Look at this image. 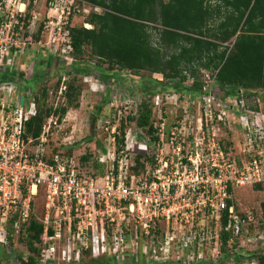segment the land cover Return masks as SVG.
Masks as SVG:
<instances>
[{"label":"built area","instance_id":"built-area-1","mask_svg":"<svg viewBox=\"0 0 264 264\" xmlns=\"http://www.w3.org/2000/svg\"><path fill=\"white\" fill-rule=\"evenodd\" d=\"M38 1L0 0V70L9 77L21 74L19 60L32 48L55 61L78 62L71 22L84 10L81 0H46L44 13L36 10ZM205 76L188 109L167 112L168 100L181 101L177 93L153 96L150 125L133 122L136 131L122 145L131 165L113 166L104 176L85 172L61 151L72 145L71 137L63 144L58 138L66 120L60 119L65 76L56 94L63 104L49 108L38 136L27 131L38 115V90L27 103L23 81H1L0 245L11 236L19 240L36 220L43 227L40 264H82L87 253L114 264L128 256L134 264H212L223 257L222 232L231 233V250L240 241L241 254L242 240L253 239L255 218L238 214L235 190L264 186V89L239 88L232 97L215 89L217 74ZM52 82L47 73L48 96ZM110 130L114 142L117 128Z\"/></svg>","mask_w":264,"mask_h":264},{"label":"trees","instance_id":"trees-1","mask_svg":"<svg viewBox=\"0 0 264 264\" xmlns=\"http://www.w3.org/2000/svg\"><path fill=\"white\" fill-rule=\"evenodd\" d=\"M212 1H215L214 5L211 4ZM81 2L102 12H92L89 15L87 23L94 26L93 29L84 27L71 29L75 51L73 56L78 62L55 61L57 71L63 73L73 71L75 77L94 75L99 78L103 75L106 79L118 76L110 71L115 68L120 72L130 71L139 79L142 94L150 98L161 88L167 93H177L189 78L193 79L194 83L188 91H191L193 97L200 95L203 83L199 80V75L203 69L211 74H217L216 87L225 95L235 97L239 88L247 91L264 89V0H81ZM152 24L154 26H150ZM150 29L158 33L157 41L152 40ZM229 43L233 44L232 48L227 45ZM87 47L91 49V57L85 60L83 57ZM143 72L150 76L160 74L163 80L141 76ZM45 76L37 77V83L43 77L44 81ZM5 78L17 83L23 81L25 77L16 73L13 77L6 75ZM75 82L77 78H74L73 84L67 87V107L62 108L60 119L66 115L68 108L79 107L82 89L75 86ZM40 89L45 102L48 87H42L41 84ZM50 115L51 110L39 109L38 115L27 123V131L38 136ZM137 115L130 118L131 122H137L142 128L150 125L151 100H145L139 105ZM89 159V156H84L82 161L87 162ZM137 162L140 164L139 160ZM256 188L260 190L262 186ZM232 204L230 202V205ZM262 209L264 215V204ZM227 217L226 214L225 221ZM11 232H14L12 227ZM20 233L19 240L11 236L4 248H9V253H13L15 243H24L29 251V263L40 264L42 225L34 220L26 234L24 228ZM231 236L230 232H222L223 257L212 264H230L232 252L237 255V263L264 264V251L248 255L236 251L240 245L239 240L231 250L228 245ZM84 257L82 264H106L92 259L91 253L85 254ZM88 259H91L90 262L85 263Z\"/></svg>","mask_w":264,"mask_h":264},{"label":"rangeland","instance_id":"rangeland-1","mask_svg":"<svg viewBox=\"0 0 264 264\" xmlns=\"http://www.w3.org/2000/svg\"><path fill=\"white\" fill-rule=\"evenodd\" d=\"M211 4L214 5L215 1H212ZM81 6L82 9L87 12H84L83 10L81 11V14L74 15L71 22L72 28L84 27L87 29L84 24H89L87 23L89 15L96 11L87 4L81 3ZM47 8L48 4L46 0L38 1V5L36 6L37 11L44 13ZM100 12H102V10H100L99 13ZM150 26L154 25L152 24ZM150 33L152 35V40L157 41L158 33L152 29H150ZM42 53L46 55L45 52H41V54ZM90 57L91 49L87 47L83 58L87 60ZM47 59L51 61V68H53V70H50L53 76L50 91H52L53 96H48L50 98L47 97L44 102L41 95V85L37 86V82H31L28 78H25L23 80L24 87L30 90V93L26 94V91H23L22 93L26 95L27 103L30 101L31 94L38 90V94H40L39 100L37 99L38 111L39 109L47 110L55 104L61 106L63 104L62 100H59L56 94L63 76L68 80L66 81L67 87L73 84L74 78H77L75 86H80L82 89L79 98V107L68 108V111L64 116V119L66 120L61 124L62 129L58 134L59 143H66V139L70 137V142L72 143V145L68 147H62L61 151H66V153L67 151L71 152L84 171L90 174H95V176L106 175L113 166L118 169L122 166L126 167L127 165H131L132 156L126 158L125 154L122 153V150L124 149L122 148V145L125 146L126 134L131 131H136L135 124L131 122L130 118L133 115L136 116L138 114L139 104L145 100L152 99L149 96H144L142 94V90L139 87V79H137V77L130 71L120 72L118 68H115L113 71L110 70L113 75H118L115 78L111 76V78L106 79L103 75L97 78L94 75H90L89 78L86 79L88 80L86 82L84 75L75 77L73 71L71 73L57 71L55 69V59L49 54H47ZM33 64L35 66L34 70L38 71L37 61L33 62ZM25 70L27 71L28 69ZM5 71L6 70L1 69L0 74L2 75L6 73ZM205 74L211 73L204 69L200 71L199 80L203 85H205V80H208ZM141 76L149 77L150 74L143 72ZM151 76L154 79L163 80V76L160 74H154ZM193 83L194 80L189 78L184 87L177 92V94L182 96L181 101H177L175 98L168 100L166 105L168 113L176 112V108L179 110L180 108L188 109L190 107V100L193 95L188 89ZM162 89L163 88L159 89V93L166 92L162 91ZM215 89L221 93L216 86ZM6 102L11 103L10 100H7ZM64 107H67V97L64 101V105L60 108ZM108 122H110L109 125ZM113 126L117 128L118 132L114 142L110 136V127ZM123 137L124 144L121 141ZM84 156H89L90 159L87 162H83L82 158ZM234 203L240 216L251 214L255 218L251 226L252 229L250 230L253 239H250V241L242 240L240 248L242 251L241 254L248 255L258 251H264V241L259 240V237H264V215L262 209V205L264 204V186H262V189L260 190L251 187L236 189ZM8 249L9 248H4L0 245V264H30L28 261L29 251L24 243H15L13 253H9ZM90 260L91 259H88L85 263L90 262ZM106 260L107 259L104 258L98 259L101 263L114 264L113 262H107ZM123 264L134 263L133 260H130V256H128ZM236 264L251 263L236 262Z\"/></svg>","mask_w":264,"mask_h":264},{"label":"crops","instance_id":"crops-1","mask_svg":"<svg viewBox=\"0 0 264 264\" xmlns=\"http://www.w3.org/2000/svg\"><path fill=\"white\" fill-rule=\"evenodd\" d=\"M36 61H37L38 71L34 70L35 66H34L33 62H36ZM51 64H52L51 61H49L47 59V54L45 55L43 53L42 54L41 53H37L32 48V49L28 50L27 53L24 54L19 60L20 73L23 75V78L24 77L28 78V80L31 81V82H34V81L37 82L36 81L37 77L41 78L42 75L45 76L47 73H50L51 69L53 70V68H51L52 67ZM25 69H28V70L25 71ZM23 70H24V72H23ZM48 70H49V72H47ZM6 75L7 74H5V73L2 74V75L0 74V82L4 80L3 78H5ZM43 78H42V80H40V82L38 81L37 86L43 84L42 83L43 82Z\"/></svg>","mask_w":264,"mask_h":264},{"label":"water","instance_id":"water-1","mask_svg":"<svg viewBox=\"0 0 264 264\" xmlns=\"http://www.w3.org/2000/svg\"><path fill=\"white\" fill-rule=\"evenodd\" d=\"M24 103H25V97H22L21 98V105L24 106Z\"/></svg>","mask_w":264,"mask_h":264},{"label":"bare ground","instance_id":"bare-ground-1","mask_svg":"<svg viewBox=\"0 0 264 264\" xmlns=\"http://www.w3.org/2000/svg\"><path fill=\"white\" fill-rule=\"evenodd\" d=\"M22 9H24V7H22Z\"/></svg>","mask_w":264,"mask_h":264},{"label":"clouds","instance_id":"clouds-1","mask_svg":"<svg viewBox=\"0 0 264 264\" xmlns=\"http://www.w3.org/2000/svg\"><path fill=\"white\" fill-rule=\"evenodd\" d=\"M91 25V24H90ZM92 26V25H91Z\"/></svg>","mask_w":264,"mask_h":264}]
</instances>
